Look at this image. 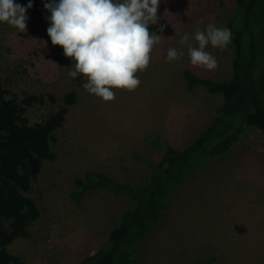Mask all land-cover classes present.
<instances>
[{
    "label": "rangeland",
    "instance_id": "rangeland-1",
    "mask_svg": "<svg viewBox=\"0 0 264 264\" xmlns=\"http://www.w3.org/2000/svg\"><path fill=\"white\" fill-rule=\"evenodd\" d=\"M44 2L33 0L26 9L24 31L0 23V79H7L11 94L19 98L25 93L55 96V101L46 98L28 107L31 124L56 111L66 91L76 90L77 101L51 133L54 158L43 160L27 193L40 214L29 223L28 234L6 248L25 264H76L106 243L129 202L105 187L75 196L73 180L91 170L141 184L149 167L136 154L158 160L161 144L184 148L196 139L222 97L202 85L186 88L182 71L187 67L200 77L226 79L233 46L207 45L217 65L206 69L189 62L180 36L203 30L209 22L226 27L237 6L236 0H159L158 21L148 27L160 40L148 66L135 73L140 83L132 90L113 87L114 97L105 101L83 88L84 74L68 75L72 59L50 41ZM171 47L184 55L168 62ZM135 246L139 264H264L263 133L249 127L230 150L194 168L169 192L160 217Z\"/></svg>",
    "mask_w": 264,
    "mask_h": 264
},
{
    "label": "trees",
    "instance_id": "trees-1",
    "mask_svg": "<svg viewBox=\"0 0 264 264\" xmlns=\"http://www.w3.org/2000/svg\"><path fill=\"white\" fill-rule=\"evenodd\" d=\"M236 6L226 26L232 33L230 76L212 79L200 77L187 67L182 71L186 88L202 85L222 97L216 115L196 139L184 148L158 144L163 152L158 160L136 154L149 167V177L141 184L117 181L91 170L73 180L75 196L105 187L126 195L129 202L106 243L76 264H139L135 244L160 217L169 192L207 157L230 150L249 127L255 126L264 135V0H236ZM10 94V82L0 79V264H25L6 247L14 238L26 236L29 223L40 214L36 201L27 193L43 160L54 158L51 133L63 124L69 107L77 101V92L71 89L63 93L57 110L34 124L25 111L46 98L55 101V96L25 93L19 98Z\"/></svg>",
    "mask_w": 264,
    "mask_h": 264
},
{
    "label": "clouds",
    "instance_id": "clouds-1",
    "mask_svg": "<svg viewBox=\"0 0 264 264\" xmlns=\"http://www.w3.org/2000/svg\"><path fill=\"white\" fill-rule=\"evenodd\" d=\"M158 3L159 0H45L43 7L49 12L45 16L49 22L46 31L51 43L61 45L63 54L72 59L68 75L84 74L83 88L107 101L114 97L113 87L132 90L140 83L135 73L148 66L150 51L160 40V35L148 27L158 21ZM32 4L33 0L23 5L16 0H0V22L18 32L26 30V9ZM231 35L228 27L209 22L203 30L183 33L180 43L187 45L192 65L213 69L217 61L205 51L206 46L224 48ZM190 38L197 42L196 46ZM183 55V50L171 47L165 60L171 62Z\"/></svg>",
    "mask_w": 264,
    "mask_h": 264
}]
</instances>
